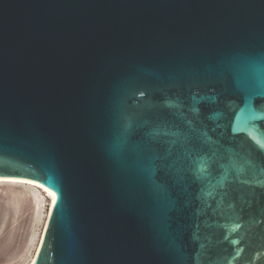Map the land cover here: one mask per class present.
<instances>
[{"label":"water","instance_id":"obj_1","mask_svg":"<svg viewBox=\"0 0 264 264\" xmlns=\"http://www.w3.org/2000/svg\"><path fill=\"white\" fill-rule=\"evenodd\" d=\"M0 179L33 264H264V0H0Z\"/></svg>","mask_w":264,"mask_h":264},{"label":"rangeland","instance_id":"obj_2","mask_svg":"<svg viewBox=\"0 0 264 264\" xmlns=\"http://www.w3.org/2000/svg\"><path fill=\"white\" fill-rule=\"evenodd\" d=\"M46 208L47 200L37 187L0 182V264L29 263Z\"/></svg>","mask_w":264,"mask_h":264},{"label":"bare ground","instance_id":"obj_3","mask_svg":"<svg viewBox=\"0 0 264 264\" xmlns=\"http://www.w3.org/2000/svg\"><path fill=\"white\" fill-rule=\"evenodd\" d=\"M0 182H3V183H19V184H28V185H33L34 187H37L39 190L42 191L44 197L46 198L47 200V208H46V214H45V218H44V222H43V225H42V230H41V234H40V237H39V240H38V243L36 245V248H35V251L32 255V258L29 260V263L27 264H33L34 260H35V257L37 255V252L39 250V246H40V243H41V240H42V237H43V234H44V231H45V228H46V224H47V220L49 218V214H50V210L52 208V205H53V202H54V197L49 194L47 191H45L44 189H42L41 187H39L37 184H34V183H30V182H24V181H17V180H6V179H0ZM31 199V198H30ZM31 201V200H30ZM14 205V204H13ZM1 211V210H0ZM4 211V210H3ZM16 211V210H15ZM2 213V212H1ZM10 214V213H9ZM17 216V215H16Z\"/></svg>","mask_w":264,"mask_h":264}]
</instances>
